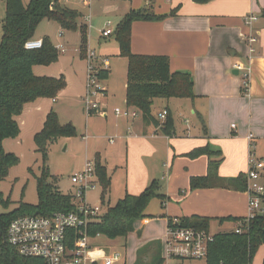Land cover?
Masks as SVG:
<instances>
[{
  "label": "rangeland",
  "instance_id": "rangeland-1",
  "mask_svg": "<svg viewBox=\"0 0 264 264\" xmlns=\"http://www.w3.org/2000/svg\"><path fill=\"white\" fill-rule=\"evenodd\" d=\"M29 1L23 0L25 4H28ZM128 2L129 0H86L85 2L67 0L70 7L83 12L88 20L89 17L93 21L101 18L102 22L106 21L108 17L112 18L119 11L120 6L127 5ZM5 13L6 0H0V21L4 18ZM58 26L56 22L43 20L35 34L40 38L49 37L59 49L63 44L66 45L64 51L60 49L59 59L53 63L52 69L55 73L65 76L68 87L57 103L53 104L50 100H46L40 108L30 107L25 117H23L24 115L16 117L21 123L25 119L27 121L23 124L18 137L6 138L3 142L7 152H13L19 156L20 163L13 167L8 177L1 182L0 187L8 200V205L0 206V213L16 209L21 201L31 204L38 202L37 178L42 174L43 161L41 154L37 151L34 134L42 129L47 112L53 106L59 114L61 122L71 121L75 125L77 133L59 137L50 143L47 165L51 175L48 182L55 183L63 193L71 194L75 204L82 201L79 197L75 198L79 186L72 181V176L81 172L90 162L94 165L96 186L94 189L85 191V200L87 204L99 207L101 215L107 211L109 205L116 204L119 198L124 196L126 190L133 194H139L154 180L164 187V193L167 196L165 203L163 204L158 197H152L147 205L146 212L152 214L154 219L147 226L146 237L154 235L163 238L165 230L162 225L165 226L166 219L164 215L185 216L193 212L217 214L226 211V206H234L237 215L248 214L247 195L239 198L229 195L227 190L211 192L209 188L192 189L191 176L205 172L208 159L206 154L190 156V152L197 147L209 145L213 149L220 148L226 157L220 168L222 176L228 179L238 175L240 171L247 172L251 154L254 153L255 157L264 159L262 132L252 130L254 134L252 146L245 138L248 131H243L242 125L248 116L244 118L243 116L229 117V115L222 118V122L219 123L214 120V117L210 118L211 114L200 112L199 104L192 101L191 98L173 96L168 98V104L165 100L167 98H156L152 105V115L160 124L164 123L167 117L162 119L161 113L169 106L170 110H168L174 122V133L167 136L161 128L155 132L154 125H151L148 137H140L143 121L140 111L137 112L138 118L131 130H129L126 120L117 117L114 113L117 108L133 109L125 103L124 99L125 66L117 61L116 57L112 60L111 66L113 74L112 88L108 99V115H102L100 112L88 114L82 96L86 92L87 55L90 50L87 48L85 57H81L79 31H68L65 36H62ZM113 26L112 22L111 27ZM89 30L97 29L91 27ZM91 35L92 39L94 38L92 41L90 40ZM97 36L95 32L89 31L88 43L96 44ZM111 39L114 40V36H111ZM92 47L90 45V48ZM102 95L98 97L101 100L108 93L106 96ZM27 104L25 109L28 108ZM203 104L207 105V102ZM185 119L189 123H184ZM231 123H234L235 127L237 126L235 131L230 128ZM219 124L225 125L227 128H219ZM85 135L88 138H84ZM207 137L211 143H206ZM110 138L113 142L110 141ZM98 163L105 167L106 173L110 177V187L104 196L103 186L95 170ZM153 178L155 179L152 180ZM236 225L238 223L234 225L230 220H226L224 224L220 225L219 220L212 218L210 233L228 232ZM141 243L142 240L136 232L128 234L126 238L111 239L100 235L92 240L95 251L102 250L106 254L120 251L123 260L117 264H125V262L134 264L137 258L136 251L140 248ZM187 264H206V260H194ZM252 264H264V246L260 247Z\"/></svg>",
  "mask_w": 264,
  "mask_h": 264
},
{
  "label": "trees",
  "instance_id": "trees-1",
  "mask_svg": "<svg viewBox=\"0 0 264 264\" xmlns=\"http://www.w3.org/2000/svg\"><path fill=\"white\" fill-rule=\"evenodd\" d=\"M64 0H30L27 5L23 0H6V13L0 25L2 37L0 40V185L13 167L20 163V158L13 152H7L3 142L6 138H16L21 133V125L16 117L21 116L27 103L38 99H57L67 88L64 75L46 76L34 73L35 65H50L60 56V49L49 37L42 39L43 46L38 49H27L26 42L34 39L37 27L43 20L56 22L67 31H79L80 54L85 57L88 48L89 26L81 23L83 14L63 3ZM206 3L211 0H194ZM149 9H131L118 23L112 33L120 45V56L128 60L126 102L128 106L138 109L143 120L148 124L159 126L166 135L174 133V122L170 112L162 124L152 115V105L155 98H171L173 96L195 98L193 76L189 72L172 71L170 58L162 54L135 53L131 48L132 24L137 20H155L163 18ZM109 69H100L101 80L109 78ZM75 125L70 121L61 122L59 114L51 109L46 115L42 129L34 134L37 151L42 156V174L37 178V204L24 201L6 213H0V264H45L41 258L21 255L7 239V229L11 221L23 215H51L55 211H77V204L71 194L63 193L55 183L48 182L51 175L47 165L50 143L59 137L76 135ZM206 154L209 157L208 171L203 176L191 177V188H209L220 185L219 167L223 161L220 149L209 145L197 147L190 152L191 157ZM98 179L103 186V196L110 187V177L100 163L95 167ZM246 173L241 172L236 177L228 179L224 187L237 191H247ZM160 198L164 204L167 198L163 187L154 180L139 194L126 193L114 205H109L107 211L91 218L89 233L105 235L111 239L124 237L134 232L140 221L148 217L146 212L149 200ZM264 198V195H263ZM104 199V197H103ZM8 200L0 187V206L6 207ZM183 226L210 230L211 217L192 215L179 218ZM244 218L222 217L238 223L234 230L217 232L209 245L206 264H252L254 256L261 246H264V214L246 223ZM172 218H169L171 224ZM238 221V222H237ZM239 222H241L239 224ZM240 227L242 232L236 231ZM72 244V243H71ZM157 244V246L152 247ZM151 250L150 260L145 253ZM161 243L153 242L150 246L141 247L137 251L134 264H164L161 255Z\"/></svg>",
  "mask_w": 264,
  "mask_h": 264
},
{
  "label": "crops",
  "instance_id": "crops-1",
  "mask_svg": "<svg viewBox=\"0 0 264 264\" xmlns=\"http://www.w3.org/2000/svg\"><path fill=\"white\" fill-rule=\"evenodd\" d=\"M82 1L85 2L86 0ZM63 3L69 6L67 0H64ZM144 8L149 9L150 12L157 15H164V17L150 21L137 20L133 22L131 32L132 51L142 54H162L169 56L170 68L172 71L189 72L193 76L195 98H193L192 101L199 104L198 108L200 112L207 115L211 114L209 115L210 118L214 117V120H217L219 123L222 122V118H226V116L229 115V117L243 116L244 118L248 116V119L246 117V121H244V125H242L243 131H248L245 138L248 140L249 134L254 136L252 130L259 133L262 132L264 136V0H211L206 3H198L194 0H129L127 5L123 4L120 6L119 11L112 16L113 19L108 17L104 22H102L101 18L93 21L92 18L89 17L88 20V17L79 10L83 14L81 18L83 20L80 22L87 24L89 22V28L95 27V29H97L95 31L89 30L98 35L95 40L96 44L93 42L91 44L88 43L89 50L95 51L99 57L107 59L110 63L109 78L102 81L103 85L107 88L108 95L101 100V107L107 110L109 105L108 99L110 97L109 92L112 88L113 74L111 67L112 60L116 57L117 61L123 63L125 66V101L128 69V60H125V57L120 56V45L118 41L116 39H111V36H113L114 33L109 36H104L103 31L108 28L107 24L110 21L111 24L112 22L114 23L113 27L110 25L114 32L118 23L131 9ZM249 14H254L258 17V21L254 24L253 29L244 23V17ZM58 28H60V34L62 36H65L68 33L67 30L62 29L60 26H58ZM255 31L257 40L251 45L245 38V34L248 35ZM1 37L2 28L0 40ZM34 38L42 39L37 37L36 34ZM93 39L91 35L90 40L92 41ZM63 45L64 48L62 50L64 51L66 45ZM90 45L93 47L90 48ZM110 57H112V59H110ZM122 58L124 59L122 60ZM52 65L53 64L38 65L39 69H37L38 66L35 65L33 68L34 73L46 76H60L53 71L52 67L54 66ZM236 70H238L239 73H236ZM245 79L249 82L247 89L243 85ZM66 89L57 99L43 98L28 103V108L25 109L26 106L24 107L22 113V115H24L23 117L27 115L30 107L40 108L42 103L46 100H50L53 104L57 103ZM85 93L86 92H84L82 96L83 99ZM154 100H156V98ZM165 100L168 104V99ZM206 102L207 105L203 104ZM125 103L127 104V102ZM51 109H54V107L51 106L49 111ZM134 109L139 111L136 108H133V110ZM168 109L169 106L166 107V110ZM117 117L124 118L129 125V130H131L138 115L134 117ZM26 121V119L22 121V123L18 121L21 128ZM184 123H189V121L185 119ZM151 125L153 124H148L144 120L142 121V127L140 128L139 134L140 137H148ZM221 127L227 128L225 125L219 124V128ZM154 128L155 132H158L161 127L154 125ZM230 128L232 131H235L237 126L235 127L234 123H231ZM130 135L132 136V133H130ZM136 135L139 136L138 134ZM84 138H88V136L85 135ZM208 138L209 137L206 139V143H211ZM110 141L113 142L112 138H110ZM218 149L220 148H217V150ZM223 158L224 161L226 157L223 155ZM207 159L206 171L200 174H193L192 176H203L207 174L209 163L208 156ZM221 165L219 167V176L221 177L220 185L209 187L211 192L227 190L229 191L228 194L233 197L238 196L239 198H242V196H246V192L224 187L228 179L231 177L227 179L220 174ZM241 172L246 173V171H240V173ZM154 179L155 178L152 180ZM126 193L130 192L126 190L125 194ZM246 197L248 198V195ZM225 210L226 211L217 214L193 212L192 214L185 216L201 215L212 217L217 220L229 216L238 218H244L247 216L245 214L237 215L238 213L234 206H226ZM147 214L148 217L139 222L134 232H136L142 240L140 248L150 246L153 242H160L161 255L163 258L164 238L169 218H181L184 216L164 215L166 217L165 226H162L165 231L163 238H160L159 236L154 235L146 237V230H148L147 226L151 220L154 219L152 214L148 212ZM231 222L234 223V225L236 224L235 221L231 220ZM219 223L220 225L224 224L220 221ZM234 229L235 228L232 230ZM155 246H157V244L152 247ZM145 256L147 261L150 260L151 250L147 251Z\"/></svg>",
  "mask_w": 264,
  "mask_h": 264
},
{
  "label": "built area",
  "instance_id": "built-area-1",
  "mask_svg": "<svg viewBox=\"0 0 264 264\" xmlns=\"http://www.w3.org/2000/svg\"><path fill=\"white\" fill-rule=\"evenodd\" d=\"M258 21V17L249 14L244 17V23L251 29ZM109 21L108 28L103 31L104 36L113 33ZM256 30V29H254ZM249 44L257 40L256 31L246 35ZM27 49H38L43 46L42 39H31L26 42ZM64 45L60 47L63 49ZM110 63L107 59L99 57L95 51L90 50L87 55V78L86 93L84 96L85 109L88 114L100 112L107 116L106 109L101 107V94L106 96L107 88L103 85L98 72L100 69H109ZM247 89L249 82L244 80ZM137 110L129 108H117L114 113L117 116H137ZM168 110L161 113L165 119ZM253 135H248V141L252 146ZM249 168L246 172L248 214L244 222L248 223L259 214H264V159L249 157ZM72 181L79 188L75 198H81L77 203V211L63 212L55 211L51 215H23L14 218L8 226L6 239L17 251L26 257L41 258L45 264H117L123 260L120 251L106 254L102 250L95 251L92 240L101 234L91 236L89 226L91 218L101 215L100 208L86 203L85 191L94 189L96 179L94 165L90 162L79 173L72 176ZM241 222H239L240 224ZM236 231L241 233L242 229L237 226ZM213 234L204 229L186 227L182 225L179 218H172L171 224L167 225L164 238L163 260L164 264H187L194 260H206L209 252L210 242ZM72 243V244H71ZM126 264V262H125Z\"/></svg>",
  "mask_w": 264,
  "mask_h": 264
},
{
  "label": "water",
  "instance_id": "water-1",
  "mask_svg": "<svg viewBox=\"0 0 264 264\" xmlns=\"http://www.w3.org/2000/svg\"><path fill=\"white\" fill-rule=\"evenodd\" d=\"M236 73H239L238 70H236ZM192 80H193V78H192Z\"/></svg>",
  "mask_w": 264,
  "mask_h": 264
}]
</instances>
